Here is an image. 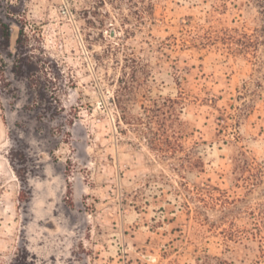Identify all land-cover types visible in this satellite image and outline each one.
Returning a JSON list of instances; mask_svg holds the SVG:
<instances>
[{
	"label": "rangeland",
	"instance_id": "rangeland-1",
	"mask_svg": "<svg viewBox=\"0 0 264 264\" xmlns=\"http://www.w3.org/2000/svg\"><path fill=\"white\" fill-rule=\"evenodd\" d=\"M25 4L60 111L0 93V264H264V0Z\"/></svg>",
	"mask_w": 264,
	"mask_h": 264
},
{
	"label": "trees",
	"instance_id": "trees-1",
	"mask_svg": "<svg viewBox=\"0 0 264 264\" xmlns=\"http://www.w3.org/2000/svg\"><path fill=\"white\" fill-rule=\"evenodd\" d=\"M26 10L25 0H0V93L17 98L14 91L19 87L14 84L22 83L33 95L32 100L23 104V109L32 110L42 117L56 115L60 107L50 100L47 81L51 80L48 75L53 73L56 78L58 73L53 64L43 61L30 43L26 32ZM257 49L258 45L249 43L246 50L251 53ZM10 160L17 174L26 181L27 156L23 149H13ZM12 264L25 263L18 262L17 258Z\"/></svg>",
	"mask_w": 264,
	"mask_h": 264
},
{
	"label": "water",
	"instance_id": "water-1",
	"mask_svg": "<svg viewBox=\"0 0 264 264\" xmlns=\"http://www.w3.org/2000/svg\"><path fill=\"white\" fill-rule=\"evenodd\" d=\"M113 32V31H112Z\"/></svg>",
	"mask_w": 264,
	"mask_h": 264
}]
</instances>
